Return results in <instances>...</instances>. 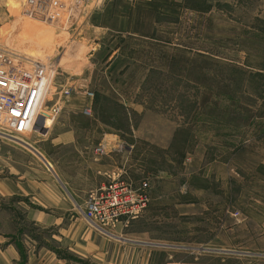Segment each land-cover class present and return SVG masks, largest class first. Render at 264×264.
Here are the masks:
<instances>
[{
    "label": "rangeland",
    "instance_id": "374dc122",
    "mask_svg": "<svg viewBox=\"0 0 264 264\" xmlns=\"http://www.w3.org/2000/svg\"><path fill=\"white\" fill-rule=\"evenodd\" d=\"M69 1L47 8L51 25L24 15L26 0H0V47L30 59L44 112L61 106L55 128H78L94 154L104 146L109 179L147 180L151 201L102 231L74 200L76 228L94 245L80 237L70 250L60 230L73 222L47 215L36 225L32 202L0 197L5 230L17 231L15 264H131L119 245L132 243L116 235L196 248L158 249L153 264H264V0H88L63 29ZM52 136L0 134V182L10 177L6 146L19 150L15 165L50 174L29 148H50ZM197 199L205 204L188 205Z\"/></svg>",
    "mask_w": 264,
    "mask_h": 264
},
{
    "label": "crops",
    "instance_id": "0c3cea01",
    "mask_svg": "<svg viewBox=\"0 0 264 264\" xmlns=\"http://www.w3.org/2000/svg\"><path fill=\"white\" fill-rule=\"evenodd\" d=\"M55 124L51 129L53 131V136L51 138L50 143L52 146L50 148L47 147L46 149H42V147L38 148L33 144H30V148L27 147L29 149H34L38 153V157L46 164V160L50 162L52 169L47 164L51 171L50 174L46 172L44 166H41V168L36 169V176L31 175V166L26 165L25 167H19L15 165L13 152L19 150L7 148L8 146L4 148L10 177H7L4 182H0V197L20 196L22 202H32L35 207L31 208L27 213L33 215V221L36 225L46 227L45 220L47 219V215L55 219V223H57V221L65 220L73 222L67 228H62L60 230V233H63L65 242L68 243L70 250L73 249V246L77 247L78 244H81V242L78 241L80 237L86 240L84 244L85 246H90L91 244L93 246L94 242L92 238H90L92 234L91 236H88V229L82 231L76 228V225L79 224L78 222L81 218H75L71 203H74L75 200V202L80 201V204H83L90 194L96 193L108 184L111 174L110 166L103 162V157H100L101 155L99 156L96 152L94 154L92 147H88L82 142L78 128H74L72 125L69 127L59 128L58 126L55 128ZM62 125L65 126L64 124ZM15 148L20 149L18 147ZM49 149L54 152L60 151V153H62L59 160L49 159ZM42 156H44V159ZM67 158L69 159L67 163L77 167V175L73 176L67 171V163L65 162ZM32 159L33 161H31V163L34 166H39V160L34 159V157ZM55 176L59 183L54 181L53 177ZM204 202V199H197L195 202L192 201V203L188 205H193L195 206V209H197L199 205L205 204ZM162 204H164V202H162ZM46 206L56 207V215L54 216L45 213L43 207ZM83 218L88 222L84 216ZM8 222V218L4 219L3 216H0V264H15V260L19 259V250L17 243L14 241L17 231L5 230L6 228L11 227L8 225ZM116 236L119 237V239L132 243V246L119 245L120 249L123 247V252L132 253L130 260L131 264H153V258H155L154 254L158 249H196L185 245H169L168 243L157 242L146 238L131 239L127 237L124 238V235ZM197 249L200 250V248ZM208 249L212 252L211 249L213 248ZM213 250L223 249L214 248ZM169 256L172 258V255ZM162 264H175V262L169 260Z\"/></svg>",
    "mask_w": 264,
    "mask_h": 264
},
{
    "label": "built area",
    "instance_id": "2783aa9c",
    "mask_svg": "<svg viewBox=\"0 0 264 264\" xmlns=\"http://www.w3.org/2000/svg\"><path fill=\"white\" fill-rule=\"evenodd\" d=\"M59 1L26 0L23 13L32 19L51 24L52 20L47 17L45 11L50 5H61ZM87 1H69L65 11L68 16L66 15L61 25L63 29L70 23L76 6ZM24 59L29 58L0 47V134L14 138L15 134L38 132L48 136L61 112V106L56 104L44 112L45 109L40 103L42 98L36 71L24 64ZM88 96L92 98L94 93L89 92ZM84 113L91 115L90 106H86ZM47 120H51L50 125L46 124ZM104 153V146L97 147L96 154L100 156ZM150 200V183L147 180L137 186L115 177L99 191L90 194L82 205L78 204V207L90 224L107 231L110 227L128 225L138 219L148 208Z\"/></svg>",
    "mask_w": 264,
    "mask_h": 264
},
{
    "label": "water",
    "instance_id": "95a60500",
    "mask_svg": "<svg viewBox=\"0 0 264 264\" xmlns=\"http://www.w3.org/2000/svg\"><path fill=\"white\" fill-rule=\"evenodd\" d=\"M31 147V146H30ZM49 167L52 169V167L49 165ZM201 251H207V250H210L208 248H200ZM213 250V249H211ZM214 251H219V252H230V251H225V250H214Z\"/></svg>",
    "mask_w": 264,
    "mask_h": 264
},
{
    "label": "bare ground",
    "instance_id": "6f19581e",
    "mask_svg": "<svg viewBox=\"0 0 264 264\" xmlns=\"http://www.w3.org/2000/svg\"><path fill=\"white\" fill-rule=\"evenodd\" d=\"M46 124H47V125H50V124H51V120H47V121H46ZM14 138L17 139L16 137H14Z\"/></svg>",
    "mask_w": 264,
    "mask_h": 264
}]
</instances>
